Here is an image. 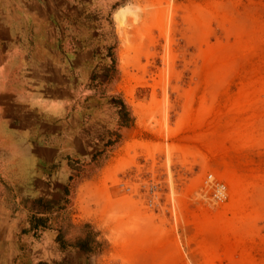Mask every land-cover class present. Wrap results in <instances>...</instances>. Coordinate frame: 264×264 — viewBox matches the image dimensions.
<instances>
[{
	"label": "rangeland",
	"instance_id": "374dc122",
	"mask_svg": "<svg viewBox=\"0 0 264 264\" xmlns=\"http://www.w3.org/2000/svg\"><path fill=\"white\" fill-rule=\"evenodd\" d=\"M105 1L110 128L88 131L98 146L76 167L54 258L264 264V0ZM112 5L138 16L114 21Z\"/></svg>",
	"mask_w": 264,
	"mask_h": 264
},
{
	"label": "crops",
	"instance_id": "0c3cea01",
	"mask_svg": "<svg viewBox=\"0 0 264 264\" xmlns=\"http://www.w3.org/2000/svg\"><path fill=\"white\" fill-rule=\"evenodd\" d=\"M102 1L0 0V264L60 262L88 131L110 128Z\"/></svg>",
	"mask_w": 264,
	"mask_h": 264
},
{
	"label": "built area",
	"instance_id": "2783aa9c",
	"mask_svg": "<svg viewBox=\"0 0 264 264\" xmlns=\"http://www.w3.org/2000/svg\"><path fill=\"white\" fill-rule=\"evenodd\" d=\"M204 184L211 190L210 198L213 203L222 204L229 199L230 192L228 185L224 181L217 179L216 175L213 173H209L207 175L206 179L204 180ZM121 185L124 187L125 184L123 183ZM126 189L132 191L133 195H138L139 189L137 186L133 189L130 187ZM149 205L154 208L155 206L159 205V203L154 198H152L150 199Z\"/></svg>",
	"mask_w": 264,
	"mask_h": 264
},
{
	"label": "bare ground",
	"instance_id": "6f19581e",
	"mask_svg": "<svg viewBox=\"0 0 264 264\" xmlns=\"http://www.w3.org/2000/svg\"><path fill=\"white\" fill-rule=\"evenodd\" d=\"M129 16H134L136 18L138 16L137 11L131 7H124L114 13L115 21H118L120 23H125L128 20Z\"/></svg>",
	"mask_w": 264,
	"mask_h": 264
},
{
	"label": "trees",
	"instance_id": "16d2710c",
	"mask_svg": "<svg viewBox=\"0 0 264 264\" xmlns=\"http://www.w3.org/2000/svg\"><path fill=\"white\" fill-rule=\"evenodd\" d=\"M86 242L84 241H80L79 243L77 244H73V245H76V246H80L82 250H84V252L86 253L87 251V246L85 245ZM80 259V258H79ZM43 264V263H42ZM55 264H73L71 262H68V261H62V262H58V263H55Z\"/></svg>",
	"mask_w": 264,
	"mask_h": 264
}]
</instances>
